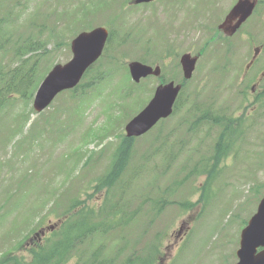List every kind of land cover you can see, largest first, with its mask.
Instances as JSON below:
<instances>
[{"label": "rangeland", "instance_id": "obj_1", "mask_svg": "<svg viewBox=\"0 0 264 264\" xmlns=\"http://www.w3.org/2000/svg\"><path fill=\"white\" fill-rule=\"evenodd\" d=\"M103 1L115 4L120 0H0V19L5 18L0 24V44L11 47L14 41L25 38L43 44L44 53H28L31 60L39 61L40 77L51 64L70 59L68 39L78 30L73 21H82L83 10ZM215 1L228 5L235 0ZM91 14L96 16L91 25H102L109 17L108 12ZM100 14L106 17L100 18ZM263 18L264 6L259 3L243 30L230 41L234 53L254 45L250 33L243 32L249 27L255 43L263 42ZM120 20L113 25L116 31H137L142 26L127 10ZM159 33L157 37L152 31L153 39L136 41L137 46L127 49L126 61L141 56L139 47L147 39L154 40L156 47L174 45L181 49L179 52L192 53L209 41L196 30L179 35L161 28ZM28 43L31 44L27 40ZM207 45L206 54L212 56V62L208 56L198 63L184 96L181 95L180 108L134 140L124 182L109 193L110 199L125 204L124 213L139 209L138 215L121 230L115 228L103 237L97 235L78 248L76 256L65 264H77L102 245L108 258H114L123 245L127 256L132 253V245L148 243L159 245L163 264L175 257L170 264L236 262L242 225L255 213L264 195V130L257 117L251 126L239 131L228 156L214 167L208 196L202 199L206 174L201 172L210 166L208 159L219 131L208 125L199 127L195 119L203 110L235 115L238 98L236 76L231 72L227 75L229 63L217 59L219 43ZM106 60L102 62L104 70L108 69ZM0 65L13 67L7 52L0 53ZM121 76L124 80L125 73ZM157 83L148 79L136 88L131 81L116 82L114 75L88 93V98L77 96L76 101H71L69 95L62 93L38 114L32 108V99H14L0 109V259L7 253L25 258L26 252L17 251L18 244L30 243L32 238L33 243H39L35 233L41 229H45L44 237H49L48 227L57 223L58 213L78 198L104 203L103 191L94 193L90 186L106 171L124 134V125L138 105L150 98ZM135 97L137 103H133ZM159 198L162 201L157 203ZM185 203L190 208L183 206ZM123 254L115 259L116 263L125 260ZM160 256L155 254L156 264Z\"/></svg>", "mask_w": 264, "mask_h": 264}, {"label": "trees", "instance_id": "obj_2", "mask_svg": "<svg viewBox=\"0 0 264 264\" xmlns=\"http://www.w3.org/2000/svg\"><path fill=\"white\" fill-rule=\"evenodd\" d=\"M31 49V45H27ZM1 49V46H0ZM19 49H15L13 55L20 57ZM25 63V60H21ZM27 66V65H26ZM36 70L34 66L23 69V64L18 65L14 69L0 66V109L11 100L20 99L24 102L32 98L33 92L38 82L35 77ZM94 82H83L77 88L69 92L71 97L76 98L77 94L81 95L85 89H89ZM79 92V93H78ZM222 144V137L219 138L218 145ZM133 155V139L122 137L119 145L116 147L110 163V169L104 177L99 179L96 184L92 185L94 192L106 189L107 191L115 186H119L128 164L131 162ZM109 194L106 192V201ZM78 202V200L73 201ZM108 204V211H99L96 204H91L89 207L79 208L73 214V221H64L61 227V232L57 238L47 241L42 247H39V252L32 251V259L25 264H62L70 258L72 249L81 245L85 239L91 241L97 234L104 232L102 227L104 223L115 224L119 208ZM75 205L72 209L78 207ZM99 211V212H98ZM67 220V219H66ZM74 251V250H73ZM98 251L91 254L89 261H80L78 264H101L98 259ZM6 261V260H4ZM12 264H24L22 260L13 258ZM126 264H131L128 259Z\"/></svg>", "mask_w": 264, "mask_h": 264}, {"label": "water", "instance_id": "obj_3", "mask_svg": "<svg viewBox=\"0 0 264 264\" xmlns=\"http://www.w3.org/2000/svg\"><path fill=\"white\" fill-rule=\"evenodd\" d=\"M254 4L244 1L234 9L235 13L247 17ZM106 33L102 29L81 34L72 42L73 58L64 66H56L41 84L34 99V108L41 111L61 90L72 87L79 80L85 68L92 63L103 47ZM187 66V63H184ZM192 65V62H191ZM190 65V67H191ZM132 78L138 80L149 74L150 69L138 64L130 67ZM191 68L188 69V72ZM178 93V87L171 83L159 87L154 98L125 127L126 135L139 136L151 128L161 117L171 112L172 103ZM258 248L262 250L257 252ZM236 264H264V198L260 201L254 216L240 235V248L236 252Z\"/></svg>", "mask_w": 264, "mask_h": 264}, {"label": "flooded vegetation", "instance_id": "obj_4", "mask_svg": "<svg viewBox=\"0 0 264 264\" xmlns=\"http://www.w3.org/2000/svg\"><path fill=\"white\" fill-rule=\"evenodd\" d=\"M222 9L223 7L220 9V5L213 6L211 0H178L177 4L168 7V15L175 22L189 18L196 22L194 25L195 30L207 34L212 28L209 23L218 17ZM227 13L226 8L222 14V20H225ZM218 27L215 30V37L224 44H229L234 35L227 37ZM186 29L187 27L184 28V30ZM232 50L233 47L226 48V53L233 56L231 63L234 62L235 55L231 53ZM203 52L197 53L198 59ZM239 55V60H245L244 70L239 74L243 80V88L239 92V97L241 95L246 101V110L253 113L259 120H262L264 119V43L253 48L249 47L246 53H239Z\"/></svg>", "mask_w": 264, "mask_h": 264}]
</instances>
